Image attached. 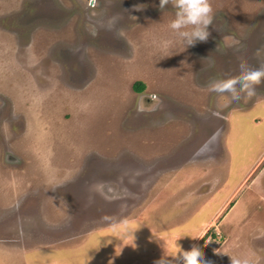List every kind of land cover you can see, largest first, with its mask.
Segmentation results:
<instances>
[{
	"label": "rangeland",
	"instance_id": "374dc122",
	"mask_svg": "<svg viewBox=\"0 0 264 264\" xmlns=\"http://www.w3.org/2000/svg\"><path fill=\"white\" fill-rule=\"evenodd\" d=\"M87 2L0 0V264H264V79L208 91L264 64V0L186 47L174 0Z\"/></svg>",
	"mask_w": 264,
	"mask_h": 264
},
{
	"label": "clouds",
	"instance_id": "9594fccd",
	"mask_svg": "<svg viewBox=\"0 0 264 264\" xmlns=\"http://www.w3.org/2000/svg\"><path fill=\"white\" fill-rule=\"evenodd\" d=\"M95 0H88L87 6L94 7ZM168 0H159V8H163ZM173 17L168 22L179 42L190 46L197 41H204L208 35L206 30L211 21V8L208 0H174ZM114 20V18H113ZM112 21H109V27ZM237 77L213 79L208 84V91L215 94H227L225 106L235 104L241 99L240 93L245 97H252L255 94V85L264 79V64L251 68L246 64H240ZM239 88V92L237 91ZM196 236V235H192ZM171 258V259H170ZM206 264L202 255L196 247L189 250L169 248L154 264ZM234 264H240L239 261ZM244 264H247L245 261Z\"/></svg>",
	"mask_w": 264,
	"mask_h": 264
},
{
	"label": "trees",
	"instance_id": "16d2710c",
	"mask_svg": "<svg viewBox=\"0 0 264 264\" xmlns=\"http://www.w3.org/2000/svg\"><path fill=\"white\" fill-rule=\"evenodd\" d=\"M132 89L134 92L139 93L143 90V84L141 82H135L132 85Z\"/></svg>",
	"mask_w": 264,
	"mask_h": 264
}]
</instances>
